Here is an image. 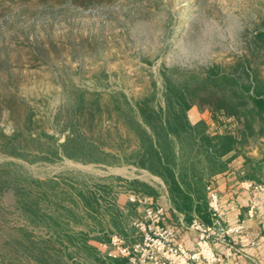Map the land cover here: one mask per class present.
<instances>
[{
    "label": "rangeland",
    "instance_id": "obj_1",
    "mask_svg": "<svg viewBox=\"0 0 264 264\" xmlns=\"http://www.w3.org/2000/svg\"><path fill=\"white\" fill-rule=\"evenodd\" d=\"M260 31L264 0H0V168L9 165L31 179L52 181L73 199L89 186L106 188L105 198L99 191L95 194L104 204L98 220L70 223L71 229L84 231L86 244L63 246L61 264H121L110 261L94 244L124 226L118 195L144 196L135 192L146 187L134 177L150 173L160 178L173 208L186 213L202 199L208 208L210 173L236 156L264 182V126L256 124L253 136L240 145L242 121L233 124L230 133L238 142L227 150L199 120L207 115L214 121L212 114L193 105L186 113L192 134L202 131L206 139L193 149L197 165L188 163L193 169L184 176L176 171L182 194H172L163 177L136 164V131L119 116L113 99L124 94L135 105L154 95L153 104L165 107V75L177 80L214 71L238 76L243 60L251 59L249 44ZM251 64L256 65L253 60ZM259 69L264 79V65ZM191 132L175 140L180 143L178 139H187ZM84 138L93 151L73 158ZM65 204L74 206L70 200ZM58 213L64 219L68 214L64 209ZM23 225L35 236H60V225L28 224L16 211L13 194L6 191L0 197V258L20 264L15 253L22 233L13 227ZM59 250L60 242L49 254L58 259ZM75 250L81 251L79 260L71 259Z\"/></svg>",
    "mask_w": 264,
    "mask_h": 264
},
{
    "label": "trees",
    "instance_id": "obj_2",
    "mask_svg": "<svg viewBox=\"0 0 264 264\" xmlns=\"http://www.w3.org/2000/svg\"><path fill=\"white\" fill-rule=\"evenodd\" d=\"M249 50L251 59L246 57L243 60L238 76L219 75L214 71L208 72L206 75H186L177 80L165 75V107L153 104L154 95L146 99L143 98L135 105L130 103L127 95L113 96L119 116L126 117V122L130 124L131 128H134L132 130L136 131L133 136L135 139L138 138L139 147L132 155L136 164L163 177L168 182L172 194H182L175 179L176 171L179 170L180 174L184 176L193 169V165H197L198 154L195 155L193 149L199 146L201 138L206 139L201 136L202 131H195L198 133L196 136L192 134L193 127L188 122L186 113L193 105L212 114L218 128L225 132L218 137L222 139V145L226 146V149L227 147L232 148V144L236 145L238 142L237 137L230 133L233 124L235 126L238 121H242L238 135L240 145H244L248 138L253 136L256 124L264 126V79L261 78L259 69L260 65H264V31L256 34L249 44ZM251 60L256 64L255 67L252 66ZM30 119L31 115L27 117V120L30 121ZM199 127H203L202 124ZM199 127L198 129H200ZM189 132L191 133L187 139L185 137L178 139L181 140L180 143L175 140L176 137L180 138L179 136H184ZM198 135L199 139L197 140ZM12 137L15 138V134ZM79 137H76L72 142ZM69 142L70 139L65 143V146ZM77 145L81 147L76 155L71 154L73 158H84L93 151V145H90L86 138ZM12 146L16 147L15 144ZM85 146H87L86 149ZM4 148L6 147L3 146ZM102 154L106 153L102 152ZM107 155L113 159L118 158L112 153ZM188 163L193 165L188 166ZM256 181L263 182L261 179H256ZM6 191L13 194L15 209L28 224L50 228L60 225V236L57 233H50L48 238L33 235L25 225L13 227L22 233V238L20 242L18 241L20 251L15 253V261L20 264H25V260L40 264L44 262L61 264L62 247L66 244L79 246L81 243L84 244L86 238L84 231L79 232L71 229L70 223L74 221L80 224L91 218L94 221L98 220L97 216L101 214L100 211L104 204L100 199H96L95 194L99 191L101 197L105 198L106 188L101 186L99 190H96L89 186L77 191L75 199H73L56 183L31 179L25 174L21 175L18 170H11L8 165L0 168V197ZM66 200H70L74 206L67 207ZM59 209L67 211L65 219L63 213H58ZM107 237L101 240H106ZM58 242H60V255L58 254V259H55L49 253L50 250H56ZM1 259L8 260V264H15L13 259L6 256L0 258V264H3Z\"/></svg>",
    "mask_w": 264,
    "mask_h": 264
},
{
    "label": "built area",
    "instance_id": "obj_3",
    "mask_svg": "<svg viewBox=\"0 0 264 264\" xmlns=\"http://www.w3.org/2000/svg\"><path fill=\"white\" fill-rule=\"evenodd\" d=\"M240 188L251 195L247 208L249 220L264 218V183L243 181ZM208 212L211 222L193 220L185 228L196 233V249L189 251L179 242L180 227L167 223V209L154 204L146 196L134 195L130 201L144 208L142 217L133 221L140 235L136 243H128L119 234L110 236L109 243L100 244L105 256L121 264H221L228 259L244 256L235 237L245 233L243 224L224 226L225 213L220 193L211 182L207 187ZM215 243L225 247L219 254ZM255 244V243H252Z\"/></svg>",
    "mask_w": 264,
    "mask_h": 264
},
{
    "label": "crops",
    "instance_id": "obj_4",
    "mask_svg": "<svg viewBox=\"0 0 264 264\" xmlns=\"http://www.w3.org/2000/svg\"><path fill=\"white\" fill-rule=\"evenodd\" d=\"M202 119L204 120L207 129L214 132L212 133L213 135H222L225 133L223 130L219 129L217 124L207 117V115L201 116L199 120ZM229 157H231V155ZM244 163L245 159L242 156H236L227 164L223 162V167L211 172L209 175L210 178H213L212 183L220 193L226 218L224 226L243 224L246 228L245 233L235 237L238 246L241 247L246 254L244 256L228 259L221 264H264V218L260 221L248 219L247 208L251 195L241 190L240 183L243 181H256V178L251 174L249 168H245ZM145 175L146 178H133L135 181H139L146 187L145 191L135 189V192L151 198L156 205L164 206L165 208L168 207L169 212L167 213V223L175 224L180 227L179 242L185 249L189 251L195 250L197 240L196 233L191 232L185 227L192 222L194 217L205 223L211 222L206 201L202 199L199 206L197 203L198 201H194L195 203L192 205L193 210L188 213L178 212L172 206V199H170L168 187L165 182L150 173H146ZM129 199L130 198H128V195L126 194L118 195L117 201L121 205V208L124 209L125 223L118 231L120 233L114 234H119L128 243L133 244L140 240L139 232L133 226V221L142 217L144 208L132 203ZM109 239L110 235L106 240H99L94 244L97 245L104 255L105 249L102 248L100 244L109 243ZM214 248L219 254L225 253V247L221 243H215ZM72 255V260H79L82 257L81 251L79 250L73 251Z\"/></svg>",
    "mask_w": 264,
    "mask_h": 264
}]
</instances>
